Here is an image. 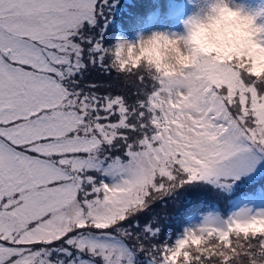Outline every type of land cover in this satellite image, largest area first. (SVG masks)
I'll use <instances>...</instances> for the list:
<instances>
[{"label": "snow or ice", "instance_id": "obj_1", "mask_svg": "<svg viewBox=\"0 0 264 264\" xmlns=\"http://www.w3.org/2000/svg\"><path fill=\"white\" fill-rule=\"evenodd\" d=\"M174 5L0 0V264H264V73ZM235 14L264 51V8Z\"/></svg>", "mask_w": 264, "mask_h": 264}, {"label": "clouds", "instance_id": "obj_2", "mask_svg": "<svg viewBox=\"0 0 264 264\" xmlns=\"http://www.w3.org/2000/svg\"><path fill=\"white\" fill-rule=\"evenodd\" d=\"M188 2L191 11L182 21V28L184 21L188 20L189 17L198 16L202 22L200 26L192 30L189 37L190 45L196 53L201 55L215 54L218 58H223L243 49L252 57L251 71L257 76L264 73V51L252 43L255 37L251 34L249 22L235 14V12L250 14L251 12L245 6L238 5L232 11L219 13L215 19L208 20L210 6L216 0H188ZM229 2L237 5L234 0H224L225 5ZM183 31L187 35L184 28ZM146 51L154 59L162 56L164 67L170 73H177L189 64L187 52L179 40L169 38L164 48L160 50L159 56L155 47ZM135 55L139 56L141 53L137 51Z\"/></svg>", "mask_w": 264, "mask_h": 264}, {"label": "rangeland", "instance_id": "obj_3", "mask_svg": "<svg viewBox=\"0 0 264 264\" xmlns=\"http://www.w3.org/2000/svg\"><path fill=\"white\" fill-rule=\"evenodd\" d=\"M234 3L237 5L245 6L251 13H255L259 9L264 8V0H234ZM187 5L188 6L183 14L174 15L173 18L166 25L169 30L177 32L183 31L182 21L191 11L189 3Z\"/></svg>", "mask_w": 264, "mask_h": 264}]
</instances>
